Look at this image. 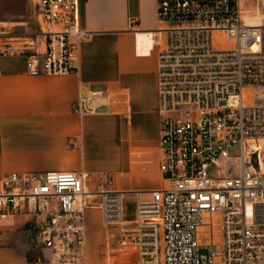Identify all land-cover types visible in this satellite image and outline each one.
I'll return each instance as SVG.
<instances>
[{"label":"built area","instance_id":"built-area-1","mask_svg":"<svg viewBox=\"0 0 264 264\" xmlns=\"http://www.w3.org/2000/svg\"><path fill=\"white\" fill-rule=\"evenodd\" d=\"M162 190L127 224L113 181L95 191L76 172L10 173L0 223L31 216L36 264H87V211L117 228L115 246L139 264H264V24L241 0H156ZM80 0H37L39 31L0 55L26 56L32 77L75 74L84 40ZM93 90L72 111L110 113ZM238 147V156L231 152ZM2 235L0 234V242Z\"/></svg>","mask_w":264,"mask_h":264},{"label":"crops","instance_id":"crops-1","mask_svg":"<svg viewBox=\"0 0 264 264\" xmlns=\"http://www.w3.org/2000/svg\"><path fill=\"white\" fill-rule=\"evenodd\" d=\"M83 41L75 74L32 77L26 56L0 55V180L10 173L80 172L95 191L113 181L123 194L125 222L136 207L162 190V149L157 92L159 57L153 45L140 54L138 35L161 27L156 0H80ZM0 35V50L15 45ZM103 90L109 111L79 116L74 104ZM134 209L128 210V203ZM87 264H139L115 246L117 228L103 224L96 209L87 211ZM31 216L0 223V264H36Z\"/></svg>","mask_w":264,"mask_h":264},{"label":"rangeland","instance_id":"rangeland-1","mask_svg":"<svg viewBox=\"0 0 264 264\" xmlns=\"http://www.w3.org/2000/svg\"><path fill=\"white\" fill-rule=\"evenodd\" d=\"M37 0H0V35L15 38L16 42L26 37L37 34L39 31L37 19ZM243 19L250 24L264 23V0H241ZM239 148L236 147L231 156H238ZM128 210L134 209V203L128 204ZM129 260L136 256V252L121 253ZM43 256V255H41Z\"/></svg>","mask_w":264,"mask_h":264},{"label":"bare ground","instance_id":"bare-ground-1","mask_svg":"<svg viewBox=\"0 0 264 264\" xmlns=\"http://www.w3.org/2000/svg\"><path fill=\"white\" fill-rule=\"evenodd\" d=\"M244 20V19H243ZM247 22V20H245ZM248 25L250 26H253V27H260L262 26L263 24H250L247 22ZM137 41H138V51L140 54H143V52L145 53L146 52V49L147 48H150L155 40H154V35L152 34H147V35H138L137 36Z\"/></svg>","mask_w":264,"mask_h":264}]
</instances>
